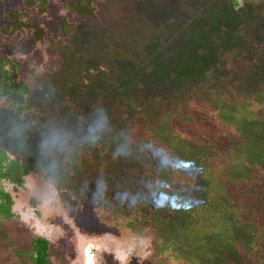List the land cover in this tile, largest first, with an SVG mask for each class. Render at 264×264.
Listing matches in <instances>:
<instances>
[{"label":"rangeland","instance_id":"1","mask_svg":"<svg viewBox=\"0 0 264 264\" xmlns=\"http://www.w3.org/2000/svg\"><path fill=\"white\" fill-rule=\"evenodd\" d=\"M90 5L94 19L65 10L64 0H0V58L16 62L28 87L18 111L0 97V152L31 166L20 187L1 182L13 199V217L1 225L8 239H0V264H28L11 248L28 250L37 234L50 242L51 264H195L184 254L190 236L206 237L212 247L226 241L219 209L203 210L211 214L200 219L204 236L196 225L200 220L187 217L192 207L186 209L184 201L196 190L173 172V182L160 186L167 219L156 223L154 214L146 221L150 216L142 213L128 182L152 189L159 184L154 161L160 154L148 147L154 141H162L174 157L173 139L189 128L197 132L187 138V147L198 138L201 145L228 148L237 139L219 118L213 126L205 118L198 121L192 106L197 110L201 104V112L226 105L244 119L264 105L259 83L252 82L255 51L264 45V21L256 23L264 0H92ZM9 13L21 16L20 26H13ZM252 34L259 39L253 41ZM216 79L224 93L218 101L209 96V83ZM98 114L107 123L93 142L87 129ZM54 126L75 137L71 151L55 159L40 148ZM223 163L220 155L211 171L221 175L227 170ZM248 173L255 182L264 176ZM232 188L228 182L224 191ZM154 228H171L177 249L172 251V240L159 239ZM163 244L169 249L152 259L151 247Z\"/></svg>","mask_w":264,"mask_h":264},{"label":"trees","instance_id":"2","mask_svg":"<svg viewBox=\"0 0 264 264\" xmlns=\"http://www.w3.org/2000/svg\"><path fill=\"white\" fill-rule=\"evenodd\" d=\"M64 2L65 10L75 11L80 15L94 19L95 10L90 5L92 0H64ZM8 15L14 21L13 26H20L21 16L18 13H9ZM262 21H264V9L263 14L260 11L256 23L258 24ZM60 26L63 33L68 32L64 20H61ZM11 28L14 29V27ZM34 29L38 30L36 24L33 27ZM245 29L252 33H263L261 28ZM252 35L253 41L259 39L255 34ZM255 53L257 57L255 64L258 66L254 70L256 74L253 73L254 76L252 75V82H255V84L259 83V95L264 96V45H259ZM241 78H244V82L248 81L247 76H242ZM234 79L235 76L230 80ZM220 82V79H216L211 80L209 83V90L212 91L209 96L214 97L217 101L224 96V93L220 94ZM254 88L256 87L254 86ZM251 92L253 96H258L257 90ZM27 93L28 87L18 76L16 62L1 57L0 97H7L10 107L18 111V109L22 108ZM210 103L213 106H220L217 104L218 102L216 105L213 102ZM241 108L245 110L246 106ZM200 110L201 104L197 107V110L192 106L193 117L198 119V121H200V118H205L208 123H212V126L219 124L220 119L228 127L234 129L236 133L232 132L231 137L234 135L237 139L228 148H214L211 145L204 146L201 145V141L198 138L191 140V145L187 147L189 144L187 138L193 137L197 132L196 130L193 132V128H189L183 132L184 136L173 139L176 141L171 144V147L175 149L174 157L167 154L165 148H163L165 145L162 141L159 140L157 144L154 141L148 147L160 154V157L154 161L157 164L154 181L159 184L152 189L145 185L143 186L140 181H129L128 191L141 201L142 213L150 216V218L145 217L146 221H152L151 216L157 214L159 217H157L155 222L162 224L161 220H166L167 217L161 212L160 207L164 205L167 198L163 199L160 186L171 184L173 180L170 179V176L173 175V172H177L182 176L181 180L190 181V184L196 190L197 196L193 193L191 197L184 200L187 206L186 209L189 206L192 207L187 217H191L194 222H198L202 217H205V221L211 217V214L206 212L205 216L203 210L214 207L216 212L219 209L218 216L223 218L221 220L224 225H227L226 234L224 235L227 242L224 241L220 246L212 247L208 238L197 239L190 236L188 239L189 245L184 249V254L187 257H191L195 264H264V176L261 179L257 175L255 182L251 179V173H248V171L255 170L262 172L264 175V105L260 104L255 116L252 113L244 116V119L240 116L237 117L226 105H221L220 108L208 107L201 112ZM217 111L218 114L215 115ZM258 135V139H254ZM167 140L168 138L165 137L164 141ZM160 142L161 146L159 145ZM220 155L224 159V166L222 167L227 169L222 171L221 175L217 173V169L211 171L213 169L211 165H215ZM30 168L31 166L29 165L10 160L3 152H0V239L3 241L8 239V235L1 229V225L4 221H8L13 217V199L3 190L1 182L6 181L20 187ZM139 173L140 170L138 168V173L133 177L138 179ZM228 182L231 183L233 188L224 191ZM124 185L122 184L121 187ZM219 192L221 193L219 194ZM124 193L126 192L123 191ZM195 196L196 198L191 199ZM180 199H183L182 196H180ZM185 211L187 210L182 209L179 210V213L184 215ZM198 211L201 213L200 218ZM171 220L175 223L176 218L173 217ZM196 225L198 228L201 227L203 229L204 236L208 235L202 220ZM182 229L186 228L183 227ZM154 233L159 239L160 235L169 237L172 240L170 247H173V242L176 243L175 237H171V228L166 230L164 228H154ZM8 245L10 246V244ZM50 248L49 240L43 235L37 234L31 238L28 250L11 248V252L17 259L24 258L28 261V264H51ZM166 249L169 248L164 244L161 247H151L149 256L152 259L158 258L159 255H164V250ZM176 249L177 244L174 245L172 251ZM180 251L179 249L175 253L179 254L178 252Z\"/></svg>","mask_w":264,"mask_h":264},{"label":"clouds","instance_id":"3","mask_svg":"<svg viewBox=\"0 0 264 264\" xmlns=\"http://www.w3.org/2000/svg\"><path fill=\"white\" fill-rule=\"evenodd\" d=\"M106 123L107 117L103 114H98L87 129V138L94 142L98 138L96 133L102 130ZM74 139V135L69 131L54 126L45 134L40 148L42 153L55 159L57 154L71 151Z\"/></svg>","mask_w":264,"mask_h":264},{"label":"flooded vegetation","instance_id":"4","mask_svg":"<svg viewBox=\"0 0 264 264\" xmlns=\"http://www.w3.org/2000/svg\"><path fill=\"white\" fill-rule=\"evenodd\" d=\"M42 232H43V231H42ZM43 233H44V232H43ZM74 242H75V240H74ZM82 244H83V246L85 245V243H82ZM83 250L87 252V256H90V253H91V252H90L86 247L83 248ZM85 256H86V253H85ZM85 258H86V257H85ZM90 259H91V258H90ZM90 259H89V260H90Z\"/></svg>","mask_w":264,"mask_h":264}]
</instances>
